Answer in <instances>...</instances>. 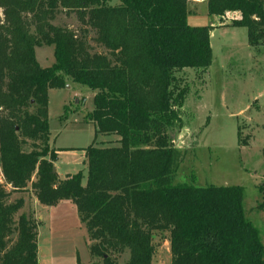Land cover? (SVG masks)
<instances>
[{
    "label": "trees",
    "instance_id": "obj_1",
    "mask_svg": "<svg viewBox=\"0 0 264 264\" xmlns=\"http://www.w3.org/2000/svg\"><path fill=\"white\" fill-rule=\"evenodd\" d=\"M59 9L107 52L54 25ZM206 10L237 13L231 26L246 28L251 47L264 44V0H206ZM0 11V264H38L37 223L23 213L14 221L22 199L6 201L29 184L41 205H75L92 261L118 264L127 252L124 264H151L158 238L170 264H264L241 187L175 183L182 152L172 137L187 92L175 74L211 63L208 31L187 23V0H0ZM41 45L53 47L48 67L35 58ZM69 81L94 92L95 133L118 137L83 149L84 185L81 171L52 170L58 150L48 145V90Z\"/></svg>",
    "mask_w": 264,
    "mask_h": 264
},
{
    "label": "rangeland",
    "instance_id": "obj_2",
    "mask_svg": "<svg viewBox=\"0 0 264 264\" xmlns=\"http://www.w3.org/2000/svg\"><path fill=\"white\" fill-rule=\"evenodd\" d=\"M109 4L117 5L118 0ZM187 6V23L208 31L211 63L205 70L187 68L175 74L179 87H187L178 109L181 124L172 137L182 152L175 183L241 187L244 215L264 245V204L258 191V185H264V44L251 47L246 28L231 26L237 13L209 15L206 0H187ZM52 23L85 34L91 53L107 52L75 13L59 9ZM35 58L41 67L50 66L53 47H36ZM93 94L87 86L70 81L63 88L48 90V145L59 149L56 172L64 178L66 173L81 171L83 185L87 171L83 149L93 141L99 146L114 145L118 138L95 133V125L87 119ZM0 180L3 184L1 171ZM17 199H22V206L14 221L23 213L37 223L38 264H102L101 258H90L86 229L71 201L41 205L30 184L24 191L11 192L6 201ZM155 242L151 264H170L166 240ZM127 259L126 252L117 262L124 264Z\"/></svg>",
    "mask_w": 264,
    "mask_h": 264
},
{
    "label": "crops",
    "instance_id": "obj_3",
    "mask_svg": "<svg viewBox=\"0 0 264 264\" xmlns=\"http://www.w3.org/2000/svg\"><path fill=\"white\" fill-rule=\"evenodd\" d=\"M59 150V149H58ZM59 156V152L57 153V158H59L58 157ZM56 164V162L54 163V166H55V170L57 171V166L55 165ZM67 174H70V173H66L65 175H67ZM165 245V244H164ZM166 249L168 250V242L166 241ZM169 252V251H168Z\"/></svg>",
    "mask_w": 264,
    "mask_h": 264
},
{
    "label": "built area",
    "instance_id": "obj_4",
    "mask_svg": "<svg viewBox=\"0 0 264 264\" xmlns=\"http://www.w3.org/2000/svg\"><path fill=\"white\" fill-rule=\"evenodd\" d=\"M193 2H200V1H203V0H192ZM1 181V180H0Z\"/></svg>",
    "mask_w": 264,
    "mask_h": 264
},
{
    "label": "water",
    "instance_id": "obj_5",
    "mask_svg": "<svg viewBox=\"0 0 264 264\" xmlns=\"http://www.w3.org/2000/svg\"><path fill=\"white\" fill-rule=\"evenodd\" d=\"M52 170L55 172V171H56V170H55V167H53Z\"/></svg>",
    "mask_w": 264,
    "mask_h": 264
}]
</instances>
